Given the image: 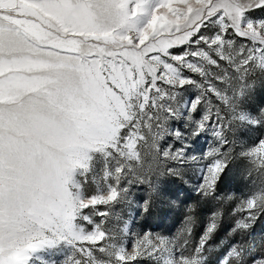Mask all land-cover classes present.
<instances>
[{"label": "snow or ice", "instance_id": "snow-or-ice-1", "mask_svg": "<svg viewBox=\"0 0 264 264\" xmlns=\"http://www.w3.org/2000/svg\"><path fill=\"white\" fill-rule=\"evenodd\" d=\"M258 10L264 0H0V264L61 241L66 264H211L226 204L234 239L216 264H264V240L255 255L248 240L264 220V135L236 137L264 128V108L245 106L248 77L264 74ZM209 130L214 143L189 156ZM235 158L259 176L241 197L220 188ZM189 163L202 164L200 200L216 205L195 243V205L171 237L133 232L131 214L106 227L132 185L159 194Z\"/></svg>", "mask_w": 264, "mask_h": 264}, {"label": "rangeland", "instance_id": "rangeland-1", "mask_svg": "<svg viewBox=\"0 0 264 264\" xmlns=\"http://www.w3.org/2000/svg\"><path fill=\"white\" fill-rule=\"evenodd\" d=\"M254 20L264 17V11H253L249 13ZM241 41L237 40L239 44ZM245 43H247L245 41ZM215 71V69H214ZM249 82L253 83L250 98L246 101V108L254 115L259 114V110L264 108V74L258 70L248 77ZM196 95V89L190 88L186 94V98ZM173 127L187 128L184 121H173ZM264 135V128H251L247 131H237L236 137L252 144L260 136ZM166 143L172 144L174 148L181 145L178 141L168 138ZM214 143L211 130L202 134L198 138H190L188 141V155L201 156L207 148ZM238 151V150H237ZM200 163H189L185 165L184 172L181 177L167 176L162 179L163 189L159 194L151 193L147 184H135L130 187L128 194V203L116 205L115 211L120 214L121 220L116 221L109 218L106 227L114 231H118L122 226L124 219H131V229L135 233L150 232L153 235H175L184 224L188 206L195 205L196 222L193 232V243L199 238L208 222L210 210L216 207L215 204L208 205L200 200L195 191L196 185L200 182ZM247 162L240 158L231 161L226 174L220 181V188L224 192L234 194L237 197L247 195L253 188V180L259 183V176L253 173L251 177L247 175ZM99 170V166H97ZM145 200L149 201L150 207L147 212H143L141 207ZM99 219V218H97ZM234 223L233 205L226 204L222 208V217L216 234L209 242V247L214 251L210 254L211 264H216L219 255L227 249V246L233 242L230 236V227ZM251 245L253 255L259 252L257 247L261 240H264V220L256 225V228L248 238ZM129 246L131 239L129 238ZM73 254L72 245L66 241H61L53 247H44L38 249L31 254L28 264H66L68 257ZM97 255H100L97 253ZM138 264H154L149 259H142Z\"/></svg>", "mask_w": 264, "mask_h": 264}]
</instances>
